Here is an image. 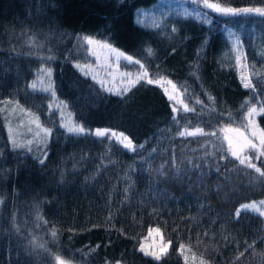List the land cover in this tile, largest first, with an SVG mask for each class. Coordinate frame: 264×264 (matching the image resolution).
I'll return each instance as SVG.
<instances>
[{"label":"trees","instance_id":"obj_1","mask_svg":"<svg viewBox=\"0 0 264 264\" xmlns=\"http://www.w3.org/2000/svg\"><path fill=\"white\" fill-rule=\"evenodd\" d=\"M200 1L0 0V100L50 129L39 159L8 146L0 116V264H264L263 216L236 215L264 198V176L230 154L222 132L249 133L247 109L264 103V16ZM161 78L175 99L171 85L147 83ZM253 119L264 130V113ZM196 128L214 135H179ZM249 156L264 171V157ZM151 228L168 245L159 260L138 247Z\"/></svg>","mask_w":264,"mask_h":264},{"label":"snow or ice","instance_id":"obj_2","mask_svg":"<svg viewBox=\"0 0 264 264\" xmlns=\"http://www.w3.org/2000/svg\"><path fill=\"white\" fill-rule=\"evenodd\" d=\"M203 4H204V7L212 9L218 13H221V14H230V15L257 14L260 16H264V7H257V8L224 7L220 3L210 2V0H203ZM83 41L87 45H90V46L95 45L97 48L108 49L110 52H115L117 55V58H119L120 56H123V53H120L116 49L111 48V46L109 44L96 41L92 37L85 36V37H83ZM148 51H149V53H151V49H149ZM125 59L131 61L132 57H130V56L125 57ZM241 59H242L241 54H238L236 56L237 65L246 69L247 66L241 64ZM136 63H139V61H136ZM77 67H80V65H77ZM46 71H48V73L50 75V70H46ZM147 76H148L147 71H144L141 75H138L135 80L130 79L128 81V84H129V86H135V83H138L141 79L147 78ZM241 81H242L243 86L245 88H252L253 87L250 75L245 74L244 72L241 73ZM147 83H149V84H151V83H167V84L171 85L173 94H169V99L172 100V99L176 98V96L174 94L178 92V89H177L176 85L172 83V81H163V78H161L160 80H156V81H153L152 79H147ZM31 86L33 89H35L37 87L36 82H34ZM44 90L47 91L48 89H44ZM107 90L112 91L113 89H107ZM128 90H129V87H125V88H123L122 91L127 92ZM165 92H166V94H168L167 88L165 89ZM117 94H122V92L118 91ZM210 99H211V97H210ZM197 102L199 103L200 101H197ZM180 103H182V101H180ZM183 110L184 111H194V109H189L187 105L183 106ZM173 111L174 112L176 111L175 107L173 108ZM261 113H264V103H262L259 106V108L255 107V106H251L247 109V114L245 117V119L247 120V124L244 125V127L248 128V129H252L251 138L249 137V135H247L245 132L241 131L240 129H228L227 131L235 133V136L231 137V138L228 136H225V139L228 141V151L230 152V154L233 157H236L239 160L240 164H242V165L246 164L248 167L254 168L255 171L257 173H260L261 176H264V171H262L261 168L256 167V165L254 163H252V157L244 155V153L247 150H253L257 153L256 158L264 157V130H260L259 132H257L255 130L256 126H255V122L253 119L256 115L261 114ZM33 122L36 123V127L39 130L36 133V135H40V133L43 132L44 136L46 137L49 134L50 129L43 128L42 125L39 124L38 118H35V120ZM64 126L67 128V131L70 133L82 134V133H85V131H86V129L79 124L69 123V124H66ZM9 133H10V139L12 140L13 146L14 147H23V145L18 144L17 141L15 140V138L12 136V129L11 128H9ZM94 134L98 137H104V136L109 135V130L97 129ZM110 135H111V137H115L118 141H120L123 144L124 148H126L128 150L135 151L136 146L133 144L132 140L129 139L128 137L124 136L123 133L111 132ZM179 135H181V136H185V135H188V136L214 135V133H205L203 129L196 128L195 130L185 129V131L180 132ZM124 141H127V142L124 143ZM254 141H258V143L254 142ZM41 163H43V160H41ZM248 209L252 210L253 212L259 213L260 216H264V201H259V202L252 201V202L246 203L244 205H241L240 209L237 210L236 215L239 216L241 210H248ZM153 231H155L156 233H159V229H150L149 234L151 235V233ZM52 235H53V237H55L56 233L53 232ZM167 247H168L167 244L162 243L160 248H159V252L160 253L166 252ZM180 248L183 251L185 246L181 245ZM140 251L144 252L145 255L154 256L155 259H157V260L160 259V255L157 252L146 250L143 244L140 247ZM56 259H57V264H65V262L63 260H61L59 257H57ZM200 264H204V261L201 260Z\"/></svg>","mask_w":264,"mask_h":264},{"label":"rangeland","instance_id":"obj_3","mask_svg":"<svg viewBox=\"0 0 264 264\" xmlns=\"http://www.w3.org/2000/svg\"><path fill=\"white\" fill-rule=\"evenodd\" d=\"M210 2H213V1H210ZM200 4L201 6L204 7L203 0L200 1ZM224 7H227V6H224ZM257 7H264V6H255V7H250V8H257ZM242 8H249V7H242ZM209 10L215 13H218L212 9H209ZM0 116H1L2 125L4 128L5 137H6L8 146H10L11 148L23 149L29 154L41 159L43 155L45 154V150H46L45 144L47 142L48 135L45 137L43 132H41L40 135H36V133L39 130L36 127V123L33 122L35 118H37L35 113H33L32 111L28 109H25L24 107H22L19 103H17L14 100L3 99V100H0ZM42 127L47 128L44 125H42ZM9 128L12 129V136L15 138L17 143L23 145V147L13 146L12 140L10 139ZM228 129H231V128L224 127L222 129L224 139H225V136H228L230 138L235 136V133L227 131ZM255 130L257 132L260 131L258 127H256ZM251 131L252 129H248L249 133H246L247 135H249L250 138H251ZM225 141H226V144L228 145V141L226 139ZM254 142L258 143V141H254ZM244 155L249 156V150H247L244 153ZM252 201H256V202L264 201V198H260L258 200L244 201L240 203L238 208H240L241 205H244ZM151 229H155V228H151ZM162 243L166 244V242L162 241V239L158 236V234L155 231H153L151 235L149 234V231H148L147 236L140 240L138 247L140 249L141 245L143 244L146 250L155 251L159 254L160 253L159 248ZM65 264H70V263L65 262ZM114 264H120V263H114Z\"/></svg>","mask_w":264,"mask_h":264}]
</instances>
